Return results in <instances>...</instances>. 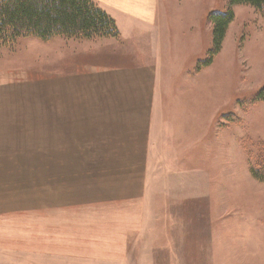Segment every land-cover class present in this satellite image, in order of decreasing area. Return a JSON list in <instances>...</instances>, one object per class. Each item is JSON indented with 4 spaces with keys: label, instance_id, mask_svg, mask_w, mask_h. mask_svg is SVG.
I'll return each instance as SVG.
<instances>
[{
    "label": "crops",
    "instance_id": "crops-1",
    "mask_svg": "<svg viewBox=\"0 0 264 264\" xmlns=\"http://www.w3.org/2000/svg\"><path fill=\"white\" fill-rule=\"evenodd\" d=\"M137 5L125 13L143 18L147 9ZM138 35L146 41L141 48L119 38L106 53L130 66L122 69L139 82L140 102L126 100L67 127L48 107L27 111L33 121L40 113V153H0V176L42 177V188H0V264H195V257L197 264H221V172L208 169L211 142L202 122L194 128L197 107L179 106L176 90L155 88L162 81L152 67L158 44L145 27ZM165 54L170 80L172 54ZM179 113L185 115L180 121ZM204 188L217 194V214L212 222L199 218L200 225L193 200L206 194ZM210 224L212 257L194 244L195 237H209ZM241 229L236 235L248 243L247 227Z\"/></svg>",
    "mask_w": 264,
    "mask_h": 264
},
{
    "label": "rangeland",
    "instance_id": "rangeland-1",
    "mask_svg": "<svg viewBox=\"0 0 264 264\" xmlns=\"http://www.w3.org/2000/svg\"><path fill=\"white\" fill-rule=\"evenodd\" d=\"M91 1L115 22L118 37H55L49 42L26 37L0 49V142H10L0 145L1 155L31 150L36 156L43 148L40 113L33 121V113L27 111L48 107L67 127L90 122L105 109L122 107L126 100L140 102L139 82L122 69L130 66L106 53V48H117L119 38L128 48H141L146 41L138 32L145 27L158 44L152 67L159 70L162 81L155 88L176 90L181 93L176 98L179 106L198 108L192 120L194 128L203 123V134L211 142L208 169L221 172V264H264V184L249 175L251 162L264 145V102L254 101L264 87V18L251 6H233L221 51L208 67L199 68L213 47L208 16L225 13L226 0H145L141 5L134 0ZM131 5L147 9V14L127 15ZM166 44L171 47L164 48ZM165 53L172 54L170 80ZM230 115L240 122H227ZM181 116L185 115L179 113V121ZM16 140L34 145H13ZM218 149L219 163L214 155ZM41 183V176H0V188H42ZM209 189L193 200L195 223L216 218L217 194ZM241 226V232L247 227L248 243L236 235ZM212 228L210 224L208 238L194 240L198 252L203 245L212 251L211 257L216 248Z\"/></svg>",
    "mask_w": 264,
    "mask_h": 264
},
{
    "label": "trees",
    "instance_id": "trees-1",
    "mask_svg": "<svg viewBox=\"0 0 264 264\" xmlns=\"http://www.w3.org/2000/svg\"><path fill=\"white\" fill-rule=\"evenodd\" d=\"M248 5L264 18V0H226V12L211 13L212 49L207 59L198 67H208L221 51V45L228 25L233 20V6ZM34 38L49 42L55 37L65 39L116 38L115 22L91 0H0V49L13 46L19 38ZM256 102H264V87L258 93ZM227 122L239 123L230 115ZM262 153L251 162V178L264 184V145ZM251 161V160H249Z\"/></svg>",
    "mask_w": 264,
    "mask_h": 264
}]
</instances>
